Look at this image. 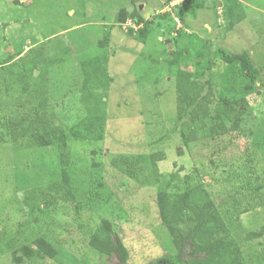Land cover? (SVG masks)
Masks as SVG:
<instances>
[{"label": "rangeland", "instance_id": "obj_1", "mask_svg": "<svg viewBox=\"0 0 264 264\" xmlns=\"http://www.w3.org/2000/svg\"><path fill=\"white\" fill-rule=\"evenodd\" d=\"M182 1L0 0L1 117L10 115L18 98L24 100L10 81L23 67L20 58L26 62L35 50L43 52L45 60L37 69L46 72L49 103L58 120L69 125L85 113L77 93L80 61L107 57L106 70L112 79L104 97V138L70 143L74 164L70 175L81 221L97 224L102 218L110 220L112 238H119L127 248L130 264H163L174 253L155 204L151 152L164 151L165 158L157 162L160 173L189 174L210 189L218 202L225 183L264 166V0H236L231 17L223 12L224 0L218 6L205 0L195 9L179 7ZM120 8L128 13L137 10L149 20L143 43L129 33L139 28L131 16L117 22ZM179 30L183 36L176 38ZM171 38L177 39L175 45ZM204 45L208 46L205 57L209 56L213 66L200 75L194 53ZM176 48L191 56L178 65H168L166 59ZM216 49L246 58L255 68V79L240 120L228 124L225 133L211 136L207 120L197 119L188 126L187 116L176 118V85L180 69L191 74V82L203 84L204 92L209 80L216 92L222 85L239 90L244 80L225 83V65L214 55ZM9 92L14 100L7 107ZM183 133L192 137L187 146L181 140ZM129 168L132 173H126ZM58 173L54 146L17 149L10 142L0 144V264H14L11 250L30 242L36 231L53 242L58 259L23 264H121L115 256L103 261L94 256L76 216L70 208L65 213L61 201L39 213L37 225L30 222L22 204L25 191L45 187ZM247 202L240 203L239 209L244 211L227 218L233 234L238 231L241 236L246 229H257L264 220V207ZM191 225L186 218L177 223L183 233ZM238 243L245 261L264 264V235L252 240L238 237ZM184 249L187 253L189 244Z\"/></svg>", "mask_w": 264, "mask_h": 264}, {"label": "trees", "instance_id": "obj_2", "mask_svg": "<svg viewBox=\"0 0 264 264\" xmlns=\"http://www.w3.org/2000/svg\"><path fill=\"white\" fill-rule=\"evenodd\" d=\"M204 2L205 0H183L179 7L189 6L195 9L197 4L202 6ZM219 2L220 0H213L215 6H218ZM221 6L223 12L231 17L237 2L224 0ZM127 16H131L139 27L130 30L129 33L143 43L149 33V20H144L137 10L128 13L124 8H120L117 22H124ZM182 36L183 32L179 30L175 37ZM176 38H171L174 45L177 43ZM203 47L196 49L194 53V58L198 59L196 65L200 75L213 66L209 56L205 57L208 46ZM214 55L225 65L222 72L225 83L236 82L235 79L244 80L243 85L236 90L237 93L232 88L227 89L225 85L216 92L212 90L211 80L208 81L204 92L203 84H197L194 80L191 82V74L180 69L176 85L178 92L176 118L182 120L184 116H187L188 126L197 119L207 120L211 136L225 133L228 130V124L240 120L247 106L245 97L252 91L255 79V68L246 58H241L237 54H227L221 49H216ZM190 56L184 54L181 48H176L173 55L167 57L166 63L175 66ZM10 59L9 55L6 60L10 61ZM44 60V54L40 50H35V55L27 58L26 62L24 58L19 59L23 67L21 70L17 69L14 77L10 76V81L19 89L24 100L18 98L16 107L10 115L0 116L1 145L10 142L17 149L54 146L57 152L58 178L45 187H33L26 190L22 204L28 209L30 222L37 225L40 220L39 213L54 206L57 201L63 202L65 213H69L70 208L76 216L74 220L78 221L88 248L96 258L103 261L105 258L115 256L121 264H130L127 248L119 238L115 240L112 238L110 220L102 218L97 224L81 221L79 215L81 207L76 203L77 198L70 175L74 166L70 143L101 141L104 138L107 105L104 97H107V88L112 79L106 70L107 57L95 56L87 61H80L78 70L81 74V82L77 93L78 101L85 113L69 125L58 120L49 103L46 72L40 68L37 69L39 62ZM35 70H38L37 75L33 74ZM9 84L8 82V90H10ZM13 100L12 94L7 93V107L11 106ZM240 105L243 109H240ZM190 137L184 133L181 134L184 146L188 145L192 138ZM149 157L157 187L155 204L158 217L167 230L174 248V253L169 255L163 264H250L243 257L238 237H243L245 240L262 237L264 220L258 224L257 229H246L240 236L238 231L236 234L230 231L227 218L233 217L235 212L240 210V203L245 200L256 208L264 207V166L262 165L254 174L253 171H247L240 176L241 178L236 177L235 182L225 183L219 191L223 198L221 202H218L210 189L201 182L193 180L189 174L181 176L178 172H170L166 175L160 173L157 162L165 158L163 150L156 149L150 153ZM127 166L129 167L128 164ZM131 171L132 168H129L126 173H132ZM41 202L42 206H39ZM184 218L192 222L186 233L177 226V223ZM53 237L56 236L53 234ZM185 244L190 246L187 253L184 249ZM58 255L53 242L38 231L30 242L22 243L11 250V260L14 264H23L26 261L38 263L44 259L56 260ZM144 264L162 263L149 261Z\"/></svg>", "mask_w": 264, "mask_h": 264}, {"label": "water", "instance_id": "obj_3", "mask_svg": "<svg viewBox=\"0 0 264 264\" xmlns=\"http://www.w3.org/2000/svg\"><path fill=\"white\" fill-rule=\"evenodd\" d=\"M165 42L167 43L168 48H171L172 47L171 46V43H170V40L168 38L165 40Z\"/></svg>", "mask_w": 264, "mask_h": 264}]
</instances>
